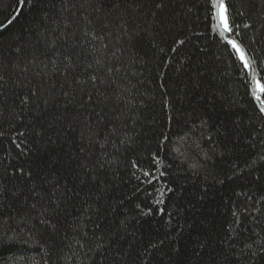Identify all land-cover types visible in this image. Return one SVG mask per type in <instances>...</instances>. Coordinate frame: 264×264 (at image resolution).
I'll return each instance as SVG.
<instances>
[{
    "label": "trees",
    "instance_id": "16d2710c",
    "mask_svg": "<svg viewBox=\"0 0 264 264\" xmlns=\"http://www.w3.org/2000/svg\"><path fill=\"white\" fill-rule=\"evenodd\" d=\"M224 2L260 71L264 0ZM207 7L19 6L0 31V264H264V114Z\"/></svg>",
    "mask_w": 264,
    "mask_h": 264
},
{
    "label": "snow or ice",
    "instance_id": "6c2138e0",
    "mask_svg": "<svg viewBox=\"0 0 264 264\" xmlns=\"http://www.w3.org/2000/svg\"><path fill=\"white\" fill-rule=\"evenodd\" d=\"M26 0H18L20 5H24ZM208 5V15L214 17L217 21V27L222 33L233 34V25L230 22L228 9L224 0H205ZM11 22V21H10ZM226 46H230L236 54L239 61V68L245 77L244 83L250 92L252 99L259 102V112L264 114V68L258 72L252 71V61L247 55L241 44L235 40L225 36ZM147 175V173H146Z\"/></svg>",
    "mask_w": 264,
    "mask_h": 264
},
{
    "label": "water",
    "instance_id": "95a60500",
    "mask_svg": "<svg viewBox=\"0 0 264 264\" xmlns=\"http://www.w3.org/2000/svg\"><path fill=\"white\" fill-rule=\"evenodd\" d=\"M19 6H20V4L18 3V0H17V3H16V5H15V7H14V10H13V12L11 13V15L0 25V31L1 30H3L4 28H6L11 22L10 21H12L13 20V18H14V16H15V14H16V12H17V10H18V8H19ZM215 23H216V28H217V30H218V32H219V34L222 36V37H224L225 38V36H227V37H229V38H231V39H235L231 34H229V33H222L219 29H218V27H217V24H218V21L215 19ZM236 40V39H235ZM242 46V45H241ZM243 47V46H242ZM244 48V47H243ZM244 50H245V48H244ZM245 52H246V55L249 57V55H248V53H247V51L245 50ZM250 58V57H249ZM252 71L253 72H255V69H254V66L252 65ZM251 95V94H250ZM252 98V97H251ZM254 102H255V104L259 107V102H257V101H255L254 99H252Z\"/></svg>",
    "mask_w": 264,
    "mask_h": 264
}]
</instances>
